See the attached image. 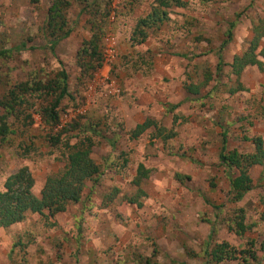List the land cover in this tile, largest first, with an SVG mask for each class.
<instances>
[{
  "label": "rangeland",
  "instance_id": "obj_1",
  "mask_svg": "<svg viewBox=\"0 0 264 264\" xmlns=\"http://www.w3.org/2000/svg\"><path fill=\"white\" fill-rule=\"evenodd\" d=\"M72 1L68 13L72 33L52 53L44 36L52 0L38 5L31 0H0V50L12 51L0 58V98L10 86L42 71L45 75L66 70L74 100H64V112L53 131L81 120L82 125L107 124L103 127L106 137L95 139L92 152L102 176L96 186L88 183L81 201L64 212L29 215L10 229L0 228V264H145L148 260L211 264L206 251L216 244L228 242L241 251L248 240L256 242L259 257L249 264H264L260 248L264 166L250 171L255 189L241 202L232 203L230 174L219 160L224 130L228 151L252 154L251 140H264V66L249 67L239 77L230 67L252 38L255 23L264 18V0H183L186 6L169 8L164 23L145 28V41L134 37L140 21L155 11L156 0H100L110 2L102 47L104 66L84 83L79 81L78 57L92 37V25L86 5ZM234 22L233 39L224 52L225 66L218 72L217 51ZM111 42L116 57L107 63ZM24 44L26 48L19 50ZM187 86L197 92L189 93ZM32 102L46 105L38 99ZM175 105L179 106L172 110ZM149 118L175 137L156 138L150 129L131 141L135 127ZM33 121L14 137L17 142L36 143L26 157L20 155L18 145L0 147V191L10 175L28 167L38 194L46 179L68 162L64 147L48 145L46 134L52 129L40 113L33 114ZM140 165L152 177L139 193L133 182ZM116 189L115 201L102 206ZM221 205L222 210L215 209ZM240 208L246 211L247 223L254 225L244 238L227 228Z\"/></svg>",
  "mask_w": 264,
  "mask_h": 264
},
{
  "label": "trees",
  "instance_id": "obj_2",
  "mask_svg": "<svg viewBox=\"0 0 264 264\" xmlns=\"http://www.w3.org/2000/svg\"><path fill=\"white\" fill-rule=\"evenodd\" d=\"M77 3L86 5V12L89 14V23L92 25V37L83 44L78 57V66L80 69L79 81L84 83L92 79L95 73L104 66L102 47L105 38V30L108 15L110 14V2L100 3V0H94L90 4L89 0H74ZM33 5H38L41 0H31ZM157 7L155 11L140 21L138 34L134 40L147 38L146 27L158 22L164 23L168 20V9L171 7H184L186 3L183 0H156ZM73 6L72 0H52L48 9L44 36L47 40V46L52 53L58 44L68 39L72 33L69 28L68 13ZM160 8H166L162 11ZM236 23L230 25L226 39L217 51L218 66L217 71L221 72L225 66L224 52L227 46L232 42L233 31ZM106 40V38H105ZM26 45H22L19 50H24ZM12 51L7 49L0 50V58H7ZM264 18L255 23L253 27V36L246 43L242 54L235 56L230 67L232 73L240 76L249 67L264 66ZM35 74L33 78L25 82L10 86V89L3 91L0 98V147L14 146L19 147L20 155L26 157L36 143L28 142L26 139L17 142L14 137L22 134L27 128L34 124L33 114L40 113L44 124L52 129L46 134V141L52 149L64 147L68 153V162L65 168L58 174L51 175L46 179L42 190L36 194L35 179L28 167L20 168L17 172L10 175L5 184L4 190L0 191V228L10 229L16 224L24 222L29 215L51 216L64 212L71 204L79 203L84 195L88 183L99 182L102 176V167L93 160L92 152L96 146L98 138H105L106 133L103 127L107 124L87 122L81 124V121L72 123L62 130L53 131L60 123L62 117V104L66 99L74 100V94L69 89V76L66 70L58 71L55 74ZM211 78L209 77V80ZM189 93H196L194 88L187 86ZM42 100L46 105L37 106L32 100ZM175 105L172 110L178 108ZM178 120V119H176ZM155 130L156 138L171 140L175 133L162 127L157 121L146 119L145 122L138 124L131 133V141L138 140L148 130ZM20 137V136H19ZM35 139V138H33ZM71 140H77L72 143ZM255 151L252 154H243L238 151H228V138L226 130L222 135V148L219 155L220 164L225 167L230 174V201L232 203L241 202L250 192L255 189L254 181L250 171L257 166H264V140L262 137H255L252 140ZM125 157L126 154L124 153ZM123 166L127 165L128 160L124 158ZM152 174L144 165H140L137 176L133 182L136 191H142V185L146 180L151 179ZM118 190L114 194L107 195L103 199V205L108 207L115 201ZM105 198V197H104ZM131 202H135L132 200ZM264 204V199H263ZM224 205L215 207L220 211ZM246 211L242 208L236 210L228 222L227 228L231 233L244 238L254 225L247 223ZM260 220L264 222V212L260 214ZM213 230L211 240L214 239ZM210 246V245H209ZM261 250L264 251V242L261 244ZM211 264H222L229 261L241 260L244 264L258 262L259 257L256 250V242L248 240L243 250H238L228 242L216 244L211 250L206 251ZM241 256V257H240ZM145 264H158L147 261Z\"/></svg>",
  "mask_w": 264,
  "mask_h": 264
},
{
  "label": "built area",
  "instance_id": "obj_3",
  "mask_svg": "<svg viewBox=\"0 0 264 264\" xmlns=\"http://www.w3.org/2000/svg\"><path fill=\"white\" fill-rule=\"evenodd\" d=\"M113 42H111L109 45H108V48L106 50V56H105V59H106V62L107 63H111L115 57H116V49H115V46ZM115 92L116 93H120L119 90L115 89ZM78 114H82V111L78 110Z\"/></svg>",
  "mask_w": 264,
  "mask_h": 264
}]
</instances>
